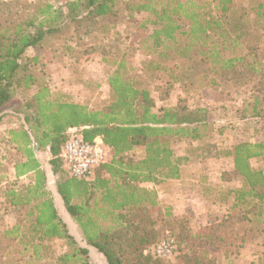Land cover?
I'll list each match as a JSON object with an SVG mask.
<instances>
[{"label":"trees","instance_id":"trees-1","mask_svg":"<svg viewBox=\"0 0 264 264\" xmlns=\"http://www.w3.org/2000/svg\"><path fill=\"white\" fill-rule=\"evenodd\" d=\"M50 1L0 0V120L15 90L34 88L25 102L30 116L9 131L10 143L24 157L15 165V175H31V182L7 191L9 204L19 216L17 223L0 233V242H10L20 233L19 240L24 239L36 264L45 254L40 252L42 242L53 240H63L66 246L54 264H94L90 249L105 264H213L212 257L193 250L198 241L229 249L240 247L251 227L264 231V170L250 165V159L264 156V141L218 150L209 141L212 125L206 108H155L148 84L160 73L167 78L166 86L159 87L163 95L173 84L184 91L209 86L226 95L251 84L250 116L264 120L262 42L256 30L239 22L248 15L254 27L264 31V0H64L65 11ZM140 12L149 15L140 25L153 27L141 43L144 59L136 72H129L125 59H119L108 76L109 96L102 104L89 108L65 92H53L49 76H36L29 64L21 63L28 48L44 47L48 37L69 32L64 28L73 29L72 36L79 33L80 24L90 32L99 20L120 17L135 22ZM39 61L36 55L31 58L32 63ZM71 129L87 141L101 137L110 149L109 160L89 180L69 177L59 156ZM182 140L199 143L202 158L220 154L230 158L241 186L231 189L233 207L238 208L235 214L199 233L182 229L184 223L177 225L178 245L192 251L171 263L144 254L156 243L154 217L160 210L155 189L142 183L180 177L181 166L189 158L175 155L173 144ZM45 150L51 173L57 176L55 192L78 226L81 242L69 232L45 188L46 172L35 155ZM159 220L174 222L167 210ZM236 221L238 229H232ZM23 225L27 233L20 231Z\"/></svg>","mask_w":264,"mask_h":264},{"label":"rangeland","instance_id":"rangeland-1","mask_svg":"<svg viewBox=\"0 0 264 264\" xmlns=\"http://www.w3.org/2000/svg\"><path fill=\"white\" fill-rule=\"evenodd\" d=\"M37 1L44 2V0H19L25 4ZM50 2L65 11L64 0H51ZM117 4V8L121 9V4L119 2ZM118 15L121 16L122 12H118ZM135 17V22L121 20L120 17L117 21L102 19L96 22L90 32H85L87 28L84 24H80V30L77 29L79 33L74 32L72 36L69 35L73 29L64 28L63 30L69 32L62 34L60 32L55 39L48 37L44 47L28 48L21 57V63L29 64L30 72L36 76H49V85L53 92H65L89 108L102 104L109 96L108 76L114 71L119 59L121 57L125 59L130 68L129 72L138 71L144 59L141 43L153 27L148 24L145 27L140 25L149 17L147 13L140 12ZM251 20V17L247 15L239 22H242L241 26L245 28L256 30L255 35L262 42L260 61L264 65V31L259 25L254 27ZM65 23L68 24V21ZM86 25L89 26V24ZM35 55L40 58V61L32 63L31 58ZM166 80V75L160 73L157 79L148 82L155 108L177 105L206 108L209 122L212 125L209 141L218 150H225L240 142L264 141V120L250 116V102L253 97L251 84L235 90L230 95L219 93V90L209 86L184 91L178 84H173L169 88V93L163 95L159 87H165ZM33 91V87L25 91L15 90L11 100L3 106L1 112L0 233L17 223L16 218L19 216L18 210L16 211L9 204V199L6 197L7 191L17 190L31 182V175L26 174L20 177L15 175L14 167L24 160V157L10 143L9 131L19 128L24 122V117L30 116L31 110L26 108L25 102ZM262 92L264 94V87ZM37 153L35 155L40 167L48 175L45 183L48 195L52 198L69 232L78 242H81L82 235L78 226L65 212L62 201L55 192L57 176L51 173L48 165L49 154L47 150ZM173 153L189 158L186 164L181 166L180 177L167 179L158 184L146 182L142 183V186L153 188L157 193L160 215H154V218H157L154 224V230L157 233L156 243L170 238L175 245L169 257L160 258L165 262L176 263L180 254L192 251L185 247V244L178 245L177 225L184 223L182 229L191 233H199L223 221L227 216L235 214L238 208L233 207L231 189L241 186V177L232 172V161L228 157L220 154L216 157L202 158L200 145L197 142L176 141L173 144ZM250 165L254 169L264 170V156L250 159ZM104 177L108 175L104 173ZM165 210L170 212L174 222L159 220V216H162ZM19 213L21 217H25L23 211ZM231 227L238 229L237 221L232 223ZM20 231L27 233L24 225ZM247 234V239L240 247L227 249V247L224 248L222 245L202 239L196 243L193 250L198 254L204 252L207 257H212L213 264H264V231L253 226ZM19 238H21L20 233L10 242L6 239L1 240L0 264L38 263L30 254L31 249L26 246L24 239L19 240ZM154 243L147 247L144 254L153 256V246L156 244ZM42 244L40 252L45 254L40 259L41 264H54L55 257L66 250L63 240L43 241ZM4 247L5 249H1ZM90 253L89 259L94 264H105L97 261L98 252L94 249H90Z\"/></svg>","mask_w":264,"mask_h":264},{"label":"built area","instance_id":"built-area-1","mask_svg":"<svg viewBox=\"0 0 264 264\" xmlns=\"http://www.w3.org/2000/svg\"><path fill=\"white\" fill-rule=\"evenodd\" d=\"M59 156L69 177L89 180L95 169L108 161L110 149L104 145L101 137L87 141L76 129H71ZM174 247L173 240L166 238L153 246V253L166 258L173 253Z\"/></svg>","mask_w":264,"mask_h":264},{"label":"crops","instance_id":"crops-1","mask_svg":"<svg viewBox=\"0 0 264 264\" xmlns=\"http://www.w3.org/2000/svg\"><path fill=\"white\" fill-rule=\"evenodd\" d=\"M38 154V153H37ZM46 176L48 177V175L46 174ZM59 199H60V197H59ZM58 199V200H59ZM95 258H96V256H95ZM96 259H98L97 261H99V262H101V263H105L103 260H102V258H101V256L99 257V256H97V258Z\"/></svg>","mask_w":264,"mask_h":264}]
</instances>
